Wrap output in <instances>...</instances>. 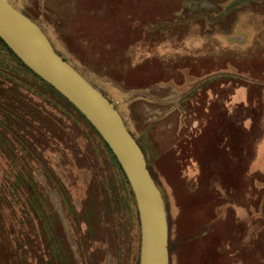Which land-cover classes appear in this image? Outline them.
I'll return each mask as SVG.
<instances>
[{"label": "rangeland", "instance_id": "obj_1", "mask_svg": "<svg viewBox=\"0 0 264 264\" xmlns=\"http://www.w3.org/2000/svg\"><path fill=\"white\" fill-rule=\"evenodd\" d=\"M7 1L122 115L165 203L169 264H264V0ZM0 96V264H140L114 155L1 40Z\"/></svg>", "mask_w": 264, "mask_h": 264}, {"label": "water", "instance_id": "obj_2", "mask_svg": "<svg viewBox=\"0 0 264 264\" xmlns=\"http://www.w3.org/2000/svg\"><path fill=\"white\" fill-rule=\"evenodd\" d=\"M0 38L38 77L96 129L120 164L136 199L142 232L140 264H169L165 203L146 156L112 102L54 48L38 24L0 0Z\"/></svg>", "mask_w": 264, "mask_h": 264}, {"label": "trees", "instance_id": "obj_3", "mask_svg": "<svg viewBox=\"0 0 264 264\" xmlns=\"http://www.w3.org/2000/svg\"><path fill=\"white\" fill-rule=\"evenodd\" d=\"M0 40L1 41H3L1 38H0ZM4 42V41H3ZM5 43V42H4ZM21 61V60H20ZM22 62V61H21ZM23 63V62H22ZM24 64V63H23ZM27 70H29L34 76H36V77H38L35 73H33L28 67H27ZM41 81H43L44 83H46L44 80H42L40 77H38ZM46 85L47 86H49L53 91H55L56 93H58L62 98H64L65 100H67L64 96H62L58 91H56L52 86H50L48 83H46ZM0 99H3V97L2 96H0ZM13 99H15L14 97L13 98H10V101H8L7 103H8V105L10 106V108H8V107H6L7 108V110H9V112H7V111H5V113L7 114V116H8V118L10 117L11 118V121H7V122H4V124H5V129H6V126H8L9 128H12V125L11 126H9L10 124H11V122L12 123H16V122H18V120H19V118H17L18 117V114L16 113L17 112V109L16 110H14V111H12V103H13ZM15 101V100H14ZM68 101V100H67ZM28 101H27V99H26V101H25V103H21L22 105H23V109H24V111L23 112H25L24 113V115L26 116L25 118H26V123H25V127H26V125H28V119L30 118H33V116H34V114H33V112L30 110H28V103H27ZM69 102V101H68ZM69 104L71 105V106H73L70 102H69ZM74 107V106H73ZM75 108V107H74ZM76 109V108H75ZM77 110V109H76ZM78 111V110H77ZM13 112V113H12ZM79 112V111H78ZM80 113V112H79ZM81 114V113H80ZM82 115V114H81ZM83 116V115H82ZM84 117V116H83ZM85 118V117H84ZM21 119H22V122L24 123L25 121H24V118H22L21 117ZM48 120V119H47ZM21 122V120L19 121V123H22ZM46 122V119H43V122H40V123H42V124H44ZM127 126V125H126ZM259 127H260V124H259ZM259 127H257V124L256 125H254V129H256V128H259ZM9 128L8 129H6L7 131H9ZM95 129V128H94ZM130 131V130H129ZM131 132V131H130ZM133 135V134H132ZM256 140V138H254L253 139V141H255ZM105 142V141H104ZM106 146L108 147V145L106 144ZM109 148V147H108ZM109 150H110V148H109ZM110 152L112 153V151L110 150ZM113 154V153H112ZM114 155V154H113ZM114 158L116 159V157L114 156ZM117 160V159H116ZM117 163H118V161H117ZM118 165H119V167L121 168V166H120V164L118 163ZM150 169V168H149ZM121 170H122V168H121ZM122 172H123V170H122ZM123 175H124V177H125V179L127 180V178H126V176H125V174H124V172H123ZM127 182H128V180H127ZM129 183V182H128Z\"/></svg>", "mask_w": 264, "mask_h": 264}]
</instances>
